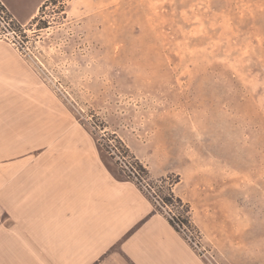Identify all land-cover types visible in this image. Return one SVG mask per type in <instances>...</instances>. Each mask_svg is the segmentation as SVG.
<instances>
[{"label":"rangeland","instance_id":"rangeland-1","mask_svg":"<svg viewBox=\"0 0 264 264\" xmlns=\"http://www.w3.org/2000/svg\"><path fill=\"white\" fill-rule=\"evenodd\" d=\"M22 29L115 178L139 162L206 263L264 264V0H44Z\"/></svg>","mask_w":264,"mask_h":264},{"label":"crops","instance_id":"crops-1","mask_svg":"<svg viewBox=\"0 0 264 264\" xmlns=\"http://www.w3.org/2000/svg\"><path fill=\"white\" fill-rule=\"evenodd\" d=\"M21 28L44 0H0ZM0 264H208L0 39Z\"/></svg>","mask_w":264,"mask_h":264},{"label":"built area","instance_id":"built-area-1","mask_svg":"<svg viewBox=\"0 0 264 264\" xmlns=\"http://www.w3.org/2000/svg\"><path fill=\"white\" fill-rule=\"evenodd\" d=\"M24 33H26V31L14 24L13 19L6 13L3 6L0 4V39L8 42L10 46L18 50L20 53L21 51H24L25 53L26 47L23 41L24 36L22 35ZM176 226L185 239L188 240L190 246L194 250L200 251L195 239L184 230V226H179L177 224Z\"/></svg>","mask_w":264,"mask_h":264},{"label":"trees","instance_id":"trees-1","mask_svg":"<svg viewBox=\"0 0 264 264\" xmlns=\"http://www.w3.org/2000/svg\"><path fill=\"white\" fill-rule=\"evenodd\" d=\"M134 171L132 172L131 171V174H132V177L131 176H127V178L126 179H120V180H125V181H131V182H134L135 183V185L141 190V186H143L142 184H141V177H140V172H143L144 174L146 173V171L143 169V167H142V165L141 164H139V162H135L134 163ZM137 171V172H136ZM138 176H137V175ZM118 179V178H117ZM165 180H161V182H164ZM150 189H151V187H150V185H147ZM142 191V190H141ZM147 191H148V193H150V191H149V189H147ZM168 193H167V197L168 198H164L163 199V203L165 204V205H167L168 203H172L173 202V200H174V202L178 205V206H183V203H182V201H181V199H179V198H174V196H173V194H172V192H171V188H168ZM143 192V191H142ZM147 197H148V199L153 203V205H154V211H156V212H158V213H161L157 208H156V206H155V203H154V201H153V198H154V196L151 194L150 196H148L146 193H144ZM184 207V206H183ZM188 212H189V210L186 208L185 209V211H184V214H182V216L181 215H179L178 217H176V218H174V217H168V216H165L167 219H168V221H169V223L172 225V227L177 231V232H179L180 233V230L177 228V226H176V224L177 225H179V226H188L189 227V216H187V214H188ZM162 214V213H161Z\"/></svg>","mask_w":264,"mask_h":264}]
</instances>
